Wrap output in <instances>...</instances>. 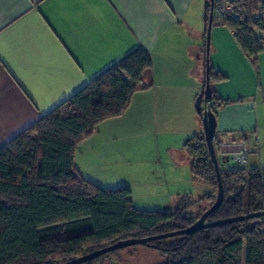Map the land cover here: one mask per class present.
<instances>
[{"label":"crops","instance_id":"obj_1","mask_svg":"<svg viewBox=\"0 0 264 264\" xmlns=\"http://www.w3.org/2000/svg\"><path fill=\"white\" fill-rule=\"evenodd\" d=\"M207 2L0 0V149L142 48L150 72L126 111L77 145L73 167L101 188L128 187L141 211L174 212L182 197L210 194L192 177L184 148L203 137L194 105L205 82ZM211 41L215 57L239 63L230 71L232 86L217 59L213 68L225 77L210 85L222 102L213 142L219 165L222 153L245 149V166L256 154L258 165L251 160L250 169L264 168V85L254 89V74L230 33H216ZM256 63L264 73V50Z\"/></svg>","mask_w":264,"mask_h":264},{"label":"trees","instance_id":"obj_2","mask_svg":"<svg viewBox=\"0 0 264 264\" xmlns=\"http://www.w3.org/2000/svg\"><path fill=\"white\" fill-rule=\"evenodd\" d=\"M243 2L249 13L257 4L264 10V0ZM209 8L207 2L206 28ZM258 25L264 34V21L231 26L237 31L236 44L252 65L264 50V38L255 33ZM208 64L210 85L224 81ZM151 68L147 52L134 50L0 149V264H63L119 241L184 230L212 206L217 178L203 137H194L184 148L192 177L212 192L199 200L182 197L174 212L138 210L128 187L101 188L82 179L73 167L77 145L97 125L126 111ZM210 102L216 117L222 102L212 89ZM221 163L223 202L205 223L264 212V168L224 169L227 162ZM203 201L209 203L207 209L196 214L189 210ZM169 239L176 242L167 245ZM140 246L156 250L166 264H264V217ZM117 252L83 264H103Z\"/></svg>","mask_w":264,"mask_h":264},{"label":"water","instance_id":"obj_3","mask_svg":"<svg viewBox=\"0 0 264 264\" xmlns=\"http://www.w3.org/2000/svg\"><path fill=\"white\" fill-rule=\"evenodd\" d=\"M209 7L210 8H209V15H208V24H207L206 35H205L206 61H205L204 90L202 94L199 95V97L196 99L194 108L201 118L202 128H203V139H204L207 151L209 153L210 161L214 168L216 178H217V194H216L214 203L209 209H207L200 216V218L195 223H193L190 227L184 230L177 231V232L170 233V234L160 235V236H156L152 238H147V239H141V240L130 239V240L119 241L101 250L92 252L90 254H86L82 257L73 259L63 264H83L85 262L91 261L93 259L109 254L111 252L123 250V249L134 247V246L144 245L151 241L164 240V239H168V238L175 237V236H192L198 231L204 230L207 228L225 225V224L233 223L236 221H244L248 219L264 217V212H261L258 214L246 215V216L233 218L229 220H223L219 222L205 223L209 215L221 206L223 202V196H224L223 188H222L221 181H220L218 159L216 156L214 143H213L215 130H216V117L214 113L212 112V110L210 109V107L204 108L201 106L202 103L205 104L211 101V89H210V82H209V76H208V72H209L208 51H209V45H210V29L212 25V0H209Z\"/></svg>","mask_w":264,"mask_h":264},{"label":"rangeland","instance_id":"obj_4","mask_svg":"<svg viewBox=\"0 0 264 264\" xmlns=\"http://www.w3.org/2000/svg\"><path fill=\"white\" fill-rule=\"evenodd\" d=\"M219 33L220 36L223 34H227L228 35V30L224 27H216L215 24L211 25V29H210V45H209V51H208V60L210 62V67L214 68V63L215 60H218V63H220L223 67L226 68V70H224L225 72L223 73V75L225 77H227V83L229 82L228 86H232L231 84L233 83V77L232 74L230 73V71H235V68H237V66L239 65L238 61L234 60L235 58H233L232 60H229V62H223L219 57H215V52L214 49L211 48L212 45V41L215 38V34ZM258 35V34H256ZM242 58V62H244L245 66H246V70L249 69L251 72H253L254 74V80H255V84H254V89L258 88L260 85H264V73L262 72V69L260 68V72H259V68L257 63L255 64H251L250 60H248V58L246 57H241ZM204 60L206 61V58H204ZM215 71H217L215 69ZM228 71V72H227ZM218 72V71H217ZM228 73V75L226 74ZM258 147V143L256 145ZM254 150V149H252ZM254 153L258 154V148L256 149V151H254ZM216 156L218 158V152L216 150ZM247 163H249L247 166H241V165H232V166H227L226 168L232 169L233 167L236 168H242V169H250V161H256L257 165H258V156L255 154V156H252L250 158L247 159ZM219 162V159H218ZM212 191L210 190V193ZM209 206V203L206 201H203L201 203H197L194 207H191L189 210L192 211V213H197L199 209L201 210H205L207 209ZM177 208L178 205H177ZM151 211H156V210H151ZM159 211V210H158ZM161 211V210H160ZM176 241L174 239H169L168 241H166L165 243L168 244H174ZM166 259L164 257H162L156 250L151 249V248H147V247H142V246H136V247H130V248H126L123 250H119V252H117L115 255L109 257L107 260H105L103 262V264H166Z\"/></svg>","mask_w":264,"mask_h":264},{"label":"built area","instance_id":"obj_5","mask_svg":"<svg viewBox=\"0 0 264 264\" xmlns=\"http://www.w3.org/2000/svg\"><path fill=\"white\" fill-rule=\"evenodd\" d=\"M247 21L256 24L264 21V10L261 4H257L256 8L249 13L243 0H212V24L226 28L233 38H235L237 31L231 28V26H239L245 24ZM255 32H260L259 25L255 28ZM210 106H212L211 102L204 104V108ZM247 153V150L243 149L237 153L224 152L221 154V157L226 162L244 166L246 164L245 156Z\"/></svg>","mask_w":264,"mask_h":264}]
</instances>
